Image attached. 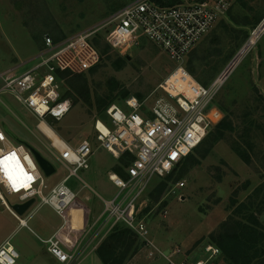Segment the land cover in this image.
Returning a JSON list of instances; mask_svg holds the SVG:
<instances>
[{
    "label": "rangeland",
    "instance_id": "374dc122",
    "mask_svg": "<svg viewBox=\"0 0 264 264\" xmlns=\"http://www.w3.org/2000/svg\"><path fill=\"white\" fill-rule=\"evenodd\" d=\"M132 1L0 0V73L15 66H19L17 73L27 71L41 61L39 54L47 36L53 39L70 37L102 23ZM231 2L227 17L216 24L188 57L194 69L193 76L201 83L205 81L209 84L220 75L247 42L248 28L251 29L252 24H236L232 19L237 17L243 21L247 18L245 21L250 22L256 9L262 8L264 12V0L250 2L254 6L253 13L235 0ZM221 22L228 23V27L220 25ZM110 28V25H105L95 36V42H105L104 38ZM133 62H137L140 68ZM176 65L161 46L147 38L133 44L124 54L111 50L109 58L105 57L95 71H86L91 98L94 100L104 95L109 88V81L113 79L122 86L117 90L119 96L116 104L123 105L132 95L142 94L146 97ZM3 84L0 79V123L6 125L17 138L32 144L57 168L52 176H44L47 184L44 193L48 194L53 186L70 174V170L49 150L48 140L37 129L39 119L12 94L4 91ZM63 87L62 92L66 98L72 100L71 110L61 121L48 117V122L73 145L84 139L93 141L96 121L106 120L107 115L97 113L88 101L76 97L66 86ZM123 92H128L129 96L126 98L120 94ZM216 102L225 109L223 116H231L237 126L236 131L227 132L210 155L173 182L161 198L156 200V197L148 194L152 190L149 187L138 202L139 217L144 219L151 240L167 256L179 249L180 253L173 257L176 261H191L204 256L208 234L216 231L233 213L234 208L229 209V198L235 191H238L240 201L253 195L257 207L264 208V35L232 71L219 91ZM249 123H253L250 139L247 138L251 146L241 136ZM9 138L14 145H19L14 136L9 134ZM235 143L247 148L251 164H245L233 151L232 145ZM117 162L107 150H98L90 160V167L79 170L77 175L71 176L66 182L77 193V198L64 211L67 223L58 233L67 251L72 252V247L77 240L82 239L88 224L95 222L104 212L105 200L112 199L119 191L109 177L112 166ZM247 181L249 186L245 188L243 184ZM178 182L185 185L176 186ZM6 196L11 205L19 202L18 195ZM163 202L167 203L165 207ZM40 204L41 198L37 196L35 204L21 216L27 217ZM259 216L264 221V213ZM41 217L46 220V231L64 223L62 216L49 205H43L33 217L34 221L29 222L41 237V230L35 226ZM201 238L204 240L196 244ZM37 242L38 246H43L40 241ZM11 243L15 246L16 240L11 239ZM147 254L148 249L143 248L128 264H168L162 255L148 258ZM52 258V264H63L55 257ZM22 259L23 254L19 262ZM216 260L210 264H228L222 257ZM79 264L104 263L94 252Z\"/></svg>",
    "mask_w": 264,
    "mask_h": 264
},
{
    "label": "built area",
    "instance_id": "2783aa9c",
    "mask_svg": "<svg viewBox=\"0 0 264 264\" xmlns=\"http://www.w3.org/2000/svg\"><path fill=\"white\" fill-rule=\"evenodd\" d=\"M231 6V0H133L102 23L70 37L56 41L47 36L39 54L41 61L27 71L17 73L19 66H15L0 73L3 90L39 119L37 129L48 140L49 150L70 170L68 176L45 194V174L34 154L22 143L14 145L5 125L0 123V161L14 154V159L6 163L16 177L14 186L6 165L0 164V199L21 225H27V219L13 209L6 195H18L19 204L34 199L27 211L39 196L40 206L49 205L65 218L64 211L77 198V193L66 182L79 170L90 167L96 151L105 149L116 159L126 153L133 155L125 167L127 179L110 173L109 177L119 191L112 199L105 200L104 212L88 224L74 251L69 252L63 247L57 233L43 240L60 263H81L90 252L96 251L117 222H123L138 234L144 241V248L148 249V258L162 255L168 264H210L220 254V248L209 241L204 246V256L195 260L173 259L180 253L179 249L170 256L163 254L151 240L137 206L153 179L169 174L221 122L224 116L216 97L243 56L264 35L263 16L249 30L241 52L220 75L207 85L199 82L186 67L188 55L220 20L227 17ZM105 25L111 28L104 41L114 50L124 54L133 44L147 38L161 46L177 65L146 97L141 99L132 95L123 105L112 103L106 110L107 119L96 121L93 141L84 139L73 145L47 120L51 117L61 121L72 107V100L63 96L62 81L57 74L59 71L83 73L99 64L101 54L91 39ZM42 125L52 129L56 139L45 133ZM29 176L31 180L27 179ZM184 185L183 182L176 184ZM100 235L103 238L97 243ZM19 260L20 252L11 240H5L0 246V264H20Z\"/></svg>",
    "mask_w": 264,
    "mask_h": 264
},
{
    "label": "trees",
    "instance_id": "16d2710c",
    "mask_svg": "<svg viewBox=\"0 0 264 264\" xmlns=\"http://www.w3.org/2000/svg\"><path fill=\"white\" fill-rule=\"evenodd\" d=\"M235 1H237L243 8L250 10L252 13L254 12V6L252 7L250 2L255 0ZM263 16L264 12L261 8L256 9V12L253 14L252 21L250 22L245 21L247 18H244L242 21L237 17L233 18L232 21L236 24H243V22L244 24L251 23V27H253L262 19ZM223 22H221L220 25L227 28V25L229 24H222ZM249 29L250 28H248V31ZM96 39V37L93 39V43L101 54V62L105 59V57L109 58L110 51L114 49L106 42H95ZM54 40L58 41L62 39ZM194 49L190 52L188 57H190ZM97 65L89 71H95ZM187 68L193 75L194 69L190 64L189 58L187 61ZM57 75L62 81V89L64 88L63 86H66L70 92L76 95V97H81L88 101L91 108H94L97 113L101 115H104V113L106 114L107 108L118 100L119 95L117 90L122 88L116 80H110L107 92L104 95L98 96L92 100L86 72L72 73L70 71H59ZM202 83L205 85L208 84L205 81H202ZM120 94H123L126 98L129 96L128 92ZM137 96L141 99L144 97L142 94H137ZM218 106L222 112H225L223 107L220 105ZM252 126L253 123H249L247 128H244L243 133L241 134L244 140H247L248 137L250 139ZM236 128L237 126L233 122L231 116H229V114H225L221 122L212 128L202 143L179 164H177V166L169 174L163 177L157 176L153 179L150 185L152 190L148 194H151L152 197H156V200L161 198L173 182L183 177V175H185L191 167L200 165L202 160H205L210 155L214 147L225 138L226 133L234 132L236 131ZM250 143L251 142L247 140L248 146H251ZM232 149L245 164H251L252 160L247 148H243L240 144L235 143L232 145ZM132 159L133 155L129 153L123 154L119 159H117L118 162L112 167V171L127 179L128 175L125 167ZM243 185L246 188L249 186V181ZM258 191H260V189H258ZM252 197L253 195L249 196V198L245 201H240L238 198V191H235L229 198V209L234 208L231 217L223 221L216 231L208 234L209 242L220 248V254L216 257L217 260L222 257L228 264H264V221H262L259 216L264 213V208L257 207L258 204L254 202ZM166 205L167 203L163 202V207ZM146 211H148V209ZM203 240L204 238H201L196 244H199ZM143 248L144 241L140 239L138 234L123 222H117L100 242L96 249V254L104 264H128L131 259H133Z\"/></svg>",
    "mask_w": 264,
    "mask_h": 264
},
{
    "label": "crops",
    "instance_id": "0c3cea01",
    "mask_svg": "<svg viewBox=\"0 0 264 264\" xmlns=\"http://www.w3.org/2000/svg\"><path fill=\"white\" fill-rule=\"evenodd\" d=\"M111 173L114 172L111 171ZM41 208H43V206L36 208L34 214L31 213L27 217H25L27 219V225H21L19 220L6 208V206L0 199V246L7 239H15V246L20 252V259L21 254H23V259L20 264H52L51 259H53V255L48 251V246L43 240L51 237L55 233H57L58 236L59 231L61 229L63 230V227L66 225L67 219L64 218V223H62L59 227H51L50 230L46 231V227L44 225V222H46V220L44 217H41L38 222H35V226L37 228L39 227L43 234V237H41V235L34 229H32L29 225L30 221H34L35 218L33 217H35V215L39 213ZM98 218H100V216ZM99 226H101V223L98 225V228ZM102 238L103 235L97 237V243L100 242ZM37 240L40 241L43 246H38L39 244ZM79 240H77V243L72 248L75 249V246L78 245ZM94 252L96 251L90 252V254Z\"/></svg>",
    "mask_w": 264,
    "mask_h": 264
},
{
    "label": "water",
    "instance_id": "95a60500",
    "mask_svg": "<svg viewBox=\"0 0 264 264\" xmlns=\"http://www.w3.org/2000/svg\"><path fill=\"white\" fill-rule=\"evenodd\" d=\"M128 59L130 60L131 57L128 56ZM133 64L135 66H137L138 68H140V65L137 62H133ZM6 130L8 131L9 134H11L12 136H14V138L19 142L22 143L24 145H26L34 154L38 164L40 165L41 169L43 170L45 176H52L53 174L56 173L57 168L55 167V165L46 157L44 156L37 148H35L32 144H30L29 142L17 138L10 130L9 128L5 125ZM34 203V199H31L25 203L19 204L16 203L14 205H12L13 209L15 211H17L20 215L25 214V212L27 211V209Z\"/></svg>",
    "mask_w": 264,
    "mask_h": 264
},
{
    "label": "snow or ice",
    "instance_id": "6c2138e0",
    "mask_svg": "<svg viewBox=\"0 0 264 264\" xmlns=\"http://www.w3.org/2000/svg\"><path fill=\"white\" fill-rule=\"evenodd\" d=\"M13 159H14V154L12 156H10V157H7L5 161H0V164H5L6 165V171H7V163L6 162L7 161H11ZM9 179L12 180L13 181V185L16 186V177H14L11 172H9ZM27 179L31 180L32 177L29 176V177H27Z\"/></svg>",
    "mask_w": 264,
    "mask_h": 264
},
{
    "label": "bare ground",
    "instance_id": "6f19581e",
    "mask_svg": "<svg viewBox=\"0 0 264 264\" xmlns=\"http://www.w3.org/2000/svg\"><path fill=\"white\" fill-rule=\"evenodd\" d=\"M43 129H44V132L47 133L49 136H51L53 139H56L54 134H52L53 130L50 129L49 127L45 126V125H42ZM7 175L9 176V172L12 173V171H10V169L7 168Z\"/></svg>",
    "mask_w": 264,
    "mask_h": 264
}]
</instances>
